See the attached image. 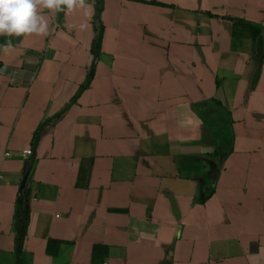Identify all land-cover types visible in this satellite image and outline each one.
Wrapping results in <instances>:
<instances>
[{
  "label": "crops",
  "instance_id": "1",
  "mask_svg": "<svg viewBox=\"0 0 264 264\" xmlns=\"http://www.w3.org/2000/svg\"><path fill=\"white\" fill-rule=\"evenodd\" d=\"M97 2L0 36V264H264V0Z\"/></svg>",
  "mask_w": 264,
  "mask_h": 264
},
{
  "label": "clouds",
  "instance_id": "2",
  "mask_svg": "<svg viewBox=\"0 0 264 264\" xmlns=\"http://www.w3.org/2000/svg\"><path fill=\"white\" fill-rule=\"evenodd\" d=\"M92 8L88 0H0V36L45 37L50 34L49 20L41 14L42 10L63 12L66 16L79 12L87 18ZM87 27L86 21L79 25L81 30ZM3 48L5 52L13 48L11 39L6 40Z\"/></svg>",
  "mask_w": 264,
  "mask_h": 264
},
{
  "label": "trees",
  "instance_id": "3",
  "mask_svg": "<svg viewBox=\"0 0 264 264\" xmlns=\"http://www.w3.org/2000/svg\"><path fill=\"white\" fill-rule=\"evenodd\" d=\"M102 12V0H98L97 5H96V9H95V20L97 22L100 21V15ZM102 36H103V26L99 25V27L97 28V38L94 40L93 44H92V49H91V54L93 56V62H92V66H91V71L89 73V77L87 80V83L81 88L80 92L78 93V95H80V93L86 89L87 87H89L93 77H94V59H96L99 54H100V50H101V41H102ZM197 108L199 109V106L197 105ZM220 118L222 116V113L224 114L223 120L219 123L214 124V126L217 128L220 126V128L222 126H229L231 123V118H230V114L229 112L221 109L220 111ZM203 114V112H201ZM203 119L205 121H207L206 117L204 115ZM216 117V116H214ZM208 122V121H207ZM42 132V127H40L38 129V131L35 134L34 137V142L35 144H37L39 142L40 139V133ZM232 151V148L225 150V151H220V150H216V154H222L224 157L228 156V154ZM217 174L213 175V179L211 181H209V184H207V187H204V197L202 202H205L206 200H208L214 193L215 191V187L214 184L216 182V178ZM29 198V194L26 192H21V194L19 195L16 204H15V212H14V231L16 234V247H17V252H18V264H20V253L22 250V245L25 239V236L27 235V231H28V227H29V222H30V215H29V211L26 207V202Z\"/></svg>",
  "mask_w": 264,
  "mask_h": 264
},
{
  "label": "built area",
  "instance_id": "4",
  "mask_svg": "<svg viewBox=\"0 0 264 264\" xmlns=\"http://www.w3.org/2000/svg\"><path fill=\"white\" fill-rule=\"evenodd\" d=\"M24 154L26 156H31L32 155V151L31 150H27V151L24 152ZM0 178H1V176H0Z\"/></svg>",
  "mask_w": 264,
  "mask_h": 264
}]
</instances>
